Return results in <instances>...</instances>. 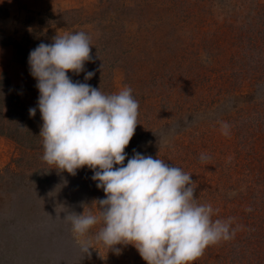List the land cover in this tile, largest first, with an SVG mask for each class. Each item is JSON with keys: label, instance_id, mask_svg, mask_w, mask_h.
Masks as SVG:
<instances>
[{"label": "rangeland", "instance_id": "1", "mask_svg": "<svg viewBox=\"0 0 264 264\" xmlns=\"http://www.w3.org/2000/svg\"><path fill=\"white\" fill-rule=\"evenodd\" d=\"M262 24L264 0H0V78L6 77L22 106H37L36 80L8 43L27 47L23 38L31 31L56 36L84 32L92 46L90 60L79 75H68L73 82L104 87L106 95L130 87V81L145 87L148 72L161 70L165 61L178 74L169 100L159 105V120L153 123L149 116L139 125L140 139L132 138L127 156L135 150L160 158L192 176L197 187L223 185L219 174L232 168L235 175L246 171L252 185V171L259 167L252 157L256 150L253 142L243 150L239 141L251 133L246 119L264 97V82L253 81V75L264 73V63L252 45L263 39L256 34ZM124 37L138 43L135 60L118 52L127 49ZM88 71L95 75L85 81ZM148 130L154 134L142 135ZM43 154V149L24 151L0 135V232L20 242L0 249V264H147L132 245H117V255L97 242L103 222L94 203L105 193L92 180L93 171L60 172ZM84 211L100 220L84 237L91 242L87 252L71 223L63 220L68 212Z\"/></svg>", "mask_w": 264, "mask_h": 264}, {"label": "clouds", "instance_id": "2", "mask_svg": "<svg viewBox=\"0 0 264 264\" xmlns=\"http://www.w3.org/2000/svg\"><path fill=\"white\" fill-rule=\"evenodd\" d=\"M91 47L90 38L77 32L57 35L29 53V72L39 92L29 114L35 117L37 108L41 114L42 159L72 176L84 167L93 171L92 180L105 193L94 203L103 222L97 242L117 255V245H132L147 264H193L210 245L234 237L231 221L212 219L214 209L197 202L192 176L181 168L135 150L127 156L138 124L132 89L106 95L68 75L84 71ZM94 75L86 72L85 81ZM228 127L223 125L225 135ZM63 220L71 223L81 249L89 251L91 242L84 237L98 217L68 212Z\"/></svg>", "mask_w": 264, "mask_h": 264}, {"label": "trees", "instance_id": "3", "mask_svg": "<svg viewBox=\"0 0 264 264\" xmlns=\"http://www.w3.org/2000/svg\"><path fill=\"white\" fill-rule=\"evenodd\" d=\"M263 26L262 24L260 29ZM260 29H258V33L256 34H259L263 39L259 43L258 41H254L252 45H255V49L257 48L258 61L264 63V28ZM54 37L56 35L52 33L31 31L23 38L27 47L15 40L8 43L9 45H15L22 64L29 68L28 57L30 51L40 43H52ZM125 40L128 43L127 49L123 51L120 48L118 52L121 58L125 54L127 57L130 56L131 59L135 60L133 55L138 43H133L128 37ZM109 45L110 47L115 46L112 42ZM111 49L114 50V48ZM176 62L180 63V59L176 58ZM175 73H177L176 70L175 72L168 70V64L163 61L161 70H155L153 67L152 72H148V78L144 81L145 83H142L145 84V87L141 85L140 81H130L129 86L132 89V95L139 103L138 124L133 136L134 138L140 139L137 133L139 125L141 124L140 126L142 127V124L147 122L149 116H151L152 120L155 118L153 123L159 120L156 116L163 111V108L159 105L169 100L168 93L173 89V81L178 77V74ZM253 76L255 85L264 82L263 71ZM6 81V77L2 76L0 78V135L13 140L24 151L42 150L43 138L39 136L43 124L41 114L37 112L35 117H31L29 109L21 105L20 97L10 91L9 87L6 86ZM95 88L99 89L100 87L96 86ZM100 90L104 94L108 93L102 86ZM262 98L263 100H261L258 108L252 110L248 119H246L251 133H249L247 138L241 136L239 141V145L243 147V150L251 145L252 142V148L254 146L256 150L252 157L259 162V167L252 171L251 182L254 183L248 185L246 171L243 174L240 173L241 175H235L232 174L234 171L232 168L231 172L224 170L219 174L218 178L222 177L226 181L223 185L208 186L203 184L198 187L193 185L195 189L194 197L197 199V202L200 204H210L214 209L212 219L230 220V232L235 230L233 238L210 245L206 248L203 255L193 262L194 264H264V136L261 137L264 132V105L262 103L264 97ZM5 108H8L6 112H9L8 117L5 115ZM167 111L169 112L170 110L167 109ZM7 120H9L8 124ZM146 133L154 134L153 131L148 130L143 132L142 135H146ZM258 142H260L259 147L257 145ZM241 161L239 160V163ZM237 165L238 163L235 166ZM230 182H232L231 185ZM244 182H246V186L242 184ZM218 206L220 207L219 210ZM1 218L0 216V224H2ZM5 234L6 232H0V249L7 246H10L12 249L16 246L19 247V240L17 241L11 235L5 236ZM20 240L22 241V239ZM12 241L14 245H12Z\"/></svg>", "mask_w": 264, "mask_h": 264}]
</instances>
